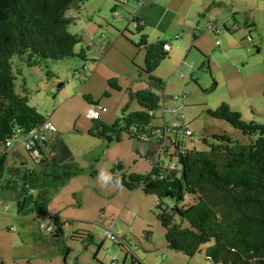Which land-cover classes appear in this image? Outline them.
<instances>
[{
	"label": "rangeland",
	"instance_id": "rangeland-1",
	"mask_svg": "<svg viewBox=\"0 0 264 264\" xmlns=\"http://www.w3.org/2000/svg\"><path fill=\"white\" fill-rule=\"evenodd\" d=\"M121 1L86 0L83 8L70 10V15L75 19L70 32L82 35L84 42L76 49L78 52L81 48L86 51L87 61L73 57L48 61L40 67L31 68L18 57L12 59L16 92L27 95L31 106L56 127L57 132L48 134V138H62L73 152L82 173L68 181L62 190L49 188L47 201L40 198L43 206L36 209L45 213L47 218L36 219L39 215L33 213V203L23 212L17 206L10 208L16 217L14 221L0 212V264H132L131 254H127V251L134 252L145 264H162L161 255L169 253L179 258L172 264L192 263L182 259L186 258L183 253L167 247L165 230L156 217V196H146L140 189L130 192L126 187L112 185L111 182L105 185L98 179L99 171L112 173L118 162L129 175H147L158 159L152 150L147 151L144 142L127 137L120 143L111 144L95 139L88 133L93 121L87 118L91 105L86 98L92 97L96 104L107 109L108 114L103 113L102 118L109 115V125L122 118L126 107H129V113L141 109L130 96V93L146 87V76L140 77L145 51L134 46L133 42L138 43L139 33L136 26L129 23L137 6L134 1L127 0L129 3L126 7L116 10L120 15L116 17L113 9ZM228 24L230 26V20ZM240 25L241 29L233 34L222 27L224 38H219L221 45L216 48L213 49L215 42L209 43V51L205 53L195 47L187 59L185 54L175 59L171 54L170 59L161 61L153 73L154 77L162 78L166 84V106L176 110L173 113H165L162 108L156 110L152 125L161 127L164 116L170 122L184 118L194 136L189 139L179 132L177 139L187 150H206L200 142V136L211 137L214 133L227 134L239 141L247 140L240 130L226 121L211 119L206 115L207 108L216 109L222 103H227L233 111L239 112L245 122L264 125V86L258 84L260 75H264V47L263 54L256 55L254 44L246 40L248 33L244 24L240 22ZM126 26L129 29L123 37L116 29L125 31ZM174 32L175 35L179 33L180 39L172 35L171 45H185L191 41L188 50L194 42L192 33L187 31L182 34L176 31V27L170 28V34ZM226 38L235 42L234 51L226 53ZM94 42L97 43L95 46ZM255 43H258L257 39ZM103 54H106L105 58ZM206 58L209 60V69L202 67ZM182 62L185 65L178 71V77L168 79L172 70H177ZM240 69L244 75L242 80ZM95 71L97 75L90 81ZM181 75L184 79H181ZM110 80H115L121 91L111 88ZM61 82L64 88L59 89ZM176 135L171 134V137L175 139ZM13 144L20 154L18 164L29 170H37L24 144L16 141ZM159 149L157 152H160ZM174 153V146L168 143V148L161 150L160 161L168 163L173 159L177 163ZM10 163H13L11 159ZM165 203L173 205L170 200ZM48 215L57 218L59 225L67 230L66 236L51 247L43 246L37 239L42 232L40 224L53 222ZM67 222H70L69 229L66 227ZM106 224L115 227L116 233H121L129 246L120 248L117 242L105 239L103 229ZM78 230L90 231L94 236L93 243L81 244L69 240V236ZM147 232L151 233L150 237ZM43 233L50 235L47 231ZM202 261L200 263H204Z\"/></svg>",
	"mask_w": 264,
	"mask_h": 264
},
{
	"label": "trees",
	"instance_id": "trees-1",
	"mask_svg": "<svg viewBox=\"0 0 264 264\" xmlns=\"http://www.w3.org/2000/svg\"><path fill=\"white\" fill-rule=\"evenodd\" d=\"M85 2L0 0L1 188H12L18 179L26 180L35 171L37 177L43 175L65 183L82 173L73 152L62 138L36 142L39 151L36 158L27 150L37 166L35 171L22 164L11 167L10 156L13 153L4 148L9 140L24 137L48 122L45 115L31 106L27 95L16 92L13 57H18L31 68L73 57L87 61L86 51L81 48L78 52L76 49L84 42L82 35L70 32V26L75 23L70 10L83 8ZM137 3L142 4V0ZM127 5L126 2H118L113 12L116 14L118 8ZM132 22L140 34L143 31L141 20L134 16ZM133 44L143 48L146 54L144 67L140 69V77L146 76V88L130 94L141 109L129 113V107H126L122 118L113 125L93 119L88 133L111 144L120 143L127 137L144 143L162 144L168 138L167 132H172L177 134L176 138L169 137L168 142L175 148L173 157L177 158V163L174 167L171 164L165 166L158 162V157L147 175H129L118 162L112 169L114 180L111 184L126 187L130 192L140 189L146 196L157 197L156 217L165 230L166 245L170 250L191 259L203 256L210 264H264V125L245 122L239 112L222 103L216 109L207 108L206 115L226 121L240 130L247 140H235L227 134L200 136L206 150L185 149L177 139L179 132L186 136L184 120L179 129H156L152 125L155 111L167 107L164 96L166 84L162 78L153 76L161 61L169 57L163 49L166 43L153 44L147 36L141 35L139 42ZM109 84L111 88L120 90L115 81L110 80ZM58 88H64V84L59 83ZM86 100L90 105L94 103L91 98ZM94 104L96 106L90 108L100 106ZM117 179L118 184L115 182ZM166 200L172 201L173 205H167ZM52 227L49 236L43 233L42 228L38 234L39 240L48 247L66 236L63 226L55 223ZM147 233L150 237L151 233ZM69 240L93 243L94 236L90 231L78 230L69 236ZM122 241L125 244L117 242L120 248L129 246L126 239ZM127 254H131L132 264H144L134 252L127 251Z\"/></svg>",
	"mask_w": 264,
	"mask_h": 264
},
{
	"label": "crops",
	"instance_id": "crops-1",
	"mask_svg": "<svg viewBox=\"0 0 264 264\" xmlns=\"http://www.w3.org/2000/svg\"><path fill=\"white\" fill-rule=\"evenodd\" d=\"M128 3L129 2L127 1V4ZM135 4L137 6V9L135 10V14L133 15V17L136 16L138 19H140L143 25V31L139 34V38L141 35H145L147 36L148 41L153 44L160 42V41H164L165 43H171L172 42L171 36L175 35L176 32H174V34H170V28L176 27V31H180L182 34L186 33L187 31L192 33L194 42L189 47V49L187 50L188 48L187 46L190 44L191 41L185 45H180V44H178L177 46L171 45V50L168 52L169 57L166 60L170 59L171 54H172L173 59L177 58L179 55L183 56V54H185V58L187 59L190 57L192 53V49L195 47L196 49L199 50V52L205 53L209 51V47H208L209 43L213 44L215 42L216 45L215 46L213 45V49L214 47L216 48L217 46H219L217 44V41H219V38H222V37L224 38L223 30L227 31L228 29L227 32L230 34H233L241 29L240 22L244 24L246 31L248 33L247 37L245 35V36H242V38L246 37V40L249 43L254 44L253 47L255 48L256 55L263 54L264 0H142V4H139L137 2H135ZM122 11L125 12L124 10ZM119 16L120 15H118L116 12V17H119ZM229 20L231 21L230 26L228 24ZM130 22L133 24L132 21H129V23ZM126 27L127 28L125 30H128L129 29L128 26ZM235 27L237 28L236 30H234ZM120 29L121 28H119V30ZM116 30H117V33L120 32L121 36L124 37L126 35L125 33L126 31H119L118 29ZM101 35L106 36L105 34H101ZM175 36L177 40L180 39L179 33L176 34ZM248 38H251L252 41H249ZM226 39H227V43L224 44L226 53L234 51L235 42L230 41L229 40L230 38H226ZM255 39L258 40V43H255ZM118 40L119 39H117L116 41ZM109 41H110V38L108 42ZM95 44L97 43L94 42L93 45L95 46ZM257 48H258V51L256 50ZM210 49H211V46H210ZM139 56H141V54H139ZM139 56L137 60L139 59ZM103 57L105 58L106 54L105 55L103 54ZM137 60L136 62H138ZM145 60H146V57H144V60H143L144 63H145ZM243 61L245 62V59ZM208 62L209 60L206 58V60L202 62V67H207L209 69L210 66ZM263 62H264V56H263ZM243 64L244 63H242V65ZM184 65L185 63L182 62L181 66H178L177 70L174 68L168 79L177 78L178 71ZM237 67L239 68L240 66L237 65ZM96 73L97 72L95 71V73L89 78L90 81L91 80L93 81L95 75H97ZM242 73L243 72L240 69L241 80L244 78V75ZM260 74H262V72ZM181 79H184L183 75H181ZM258 84H261L264 86V75L263 74L260 75ZM119 88L120 90H117V91H121V87ZM143 89L144 88H141L135 92L141 91ZM135 92H132V93H135ZM90 98L92 102H94L92 97ZM94 103L91 106H96ZM134 109H136V107H134ZM136 111L138 110H135L134 112ZM104 113L108 114V111ZM102 114L103 113H101L99 120L103 122L104 124H108L110 121L109 115L102 118ZM175 121L170 122L167 120L166 116H164L163 125L157 128L158 129L168 128L171 125H173ZM171 134L172 132H167L166 136L168 138H165L164 143L162 144L161 142L157 144L155 142H145L144 143L147 151L151 152L152 150L153 151L152 153H156V155L159 157L158 162L164 164L165 166L169 164H172L173 166H175L173 159H171L168 162L169 164L160 161L161 150H166L168 148L167 147L169 143L168 139L169 137H171ZM214 134H217V133H214ZM53 138L54 137H52V139ZM158 148L161 149V150L159 149L160 152H157ZM19 155H20L19 152H17L16 148H14L13 155L10 156V159L13 162V163H10L11 167L15 165L16 167L20 166L17 162V158H19ZM142 155L144 154L142 153ZM144 156H146V154ZM21 167L25 168L24 166H21ZM31 171H35V170L33 169ZM35 172H33V174L30 175L26 180L18 179L17 183L14 184L12 188L4 189L0 187V212L1 213L3 212L4 214H6V216H8V219L10 218V219H13L14 221L15 220L14 218H16L14 217V211H11L10 208L17 206L19 211L23 212L24 210L27 209V206L30 205L31 203H33L35 207L33 213H36L39 215V216H36V219H39L40 217L47 218L46 217L47 215L45 213L36 209V207L40 208V206H43L41 204L42 202H40V198L47 201L50 196L49 191H48L49 188H54V190L58 191V190H62L63 188H66L67 186L65 182L54 181L51 178L44 177L43 175L36 177ZM40 214H42L43 216H41ZM48 218L52 220L53 222L51 223L49 222V224L47 225L53 226L55 223L59 224L57 218H54L53 216H50V215H48ZM76 220H79V219H76ZM81 221L82 220L80 219V223ZM106 226H109V228H113V229L115 228V227L110 226V224H106L104 227ZM66 227L67 229L71 227L70 222L66 223ZM65 230L66 229H64V231ZM65 234H67V230L65 231ZM37 239L39 240L38 236H37ZM39 241L42 243L41 240ZM42 245L46 246L44 243H42ZM187 257L188 256L182 259H185L184 261L192 262L189 264H204V263L210 264L207 262V260L203 256H200V255L196 256L193 259H191L190 257L189 258ZM175 259L177 258L170 255V253L168 255L163 254L161 255V258H160V260L162 261V264H172ZM201 259L203 260L202 262L204 263H200Z\"/></svg>",
	"mask_w": 264,
	"mask_h": 264
},
{
	"label": "built area",
	"instance_id": "built-area-1",
	"mask_svg": "<svg viewBox=\"0 0 264 264\" xmlns=\"http://www.w3.org/2000/svg\"><path fill=\"white\" fill-rule=\"evenodd\" d=\"M132 1H136V2H141V0H132ZM123 2L127 3V0H123ZM235 29H237L235 27ZM234 29V30H235ZM249 41H251V38H248ZM217 44L220 45L221 42L217 41ZM163 49L166 52H169L171 50V43H166L163 45ZM176 109L174 108H169V107H165V110H163L164 112H170L173 113L175 112ZM102 112H106V108L100 107L98 106L97 108L92 107L88 110L87 112V118L88 119H95L98 120L100 118V115ZM183 118H179L177 121H175L173 123V125L170 126L171 129H179L180 127H182L183 124ZM188 127V126H187ZM57 129L56 127L50 122H45L43 123L41 126H39L38 128L32 130L30 132V134H27L24 137H15V139H11L9 140L6 145H5V151H10V153H13L14 150V142L16 141L17 143H22L24 144L26 150H28V152L32 155L33 158H36L39 156V151L36 147V142H40L42 140H47L48 138V134L50 133H56ZM185 134L189 139H192L194 136V133L192 131H190L188 128H185ZM171 167H174L171 164ZM40 227L44 230V231H48L51 232L53 231V227L49 226V225H44L43 223L40 224ZM105 239H109L112 240L113 242H118V241H122V234L121 233H116L114 231L113 228H109V226L104 227V234H103ZM114 258V257H113ZM113 264H116V262H113Z\"/></svg>",
	"mask_w": 264,
	"mask_h": 264
},
{
	"label": "clouds",
	"instance_id": "clouds-1",
	"mask_svg": "<svg viewBox=\"0 0 264 264\" xmlns=\"http://www.w3.org/2000/svg\"><path fill=\"white\" fill-rule=\"evenodd\" d=\"M98 179L101 181L102 184H108L110 182H113L114 176L112 173L108 172L107 170H102L98 172ZM115 182L118 184L119 180H115Z\"/></svg>",
	"mask_w": 264,
	"mask_h": 264
}]
</instances>
